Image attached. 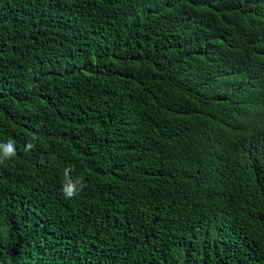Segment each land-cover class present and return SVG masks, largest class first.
<instances>
[{
    "label": "trees",
    "instance_id": "obj_1",
    "mask_svg": "<svg viewBox=\"0 0 264 264\" xmlns=\"http://www.w3.org/2000/svg\"><path fill=\"white\" fill-rule=\"evenodd\" d=\"M0 264H264V0H0Z\"/></svg>",
    "mask_w": 264,
    "mask_h": 264
}]
</instances>
